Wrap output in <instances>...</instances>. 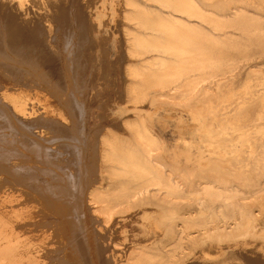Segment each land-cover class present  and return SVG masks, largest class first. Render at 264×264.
Instances as JSON below:
<instances>
[{"label":"rangeland","instance_id":"obj_1","mask_svg":"<svg viewBox=\"0 0 264 264\" xmlns=\"http://www.w3.org/2000/svg\"><path fill=\"white\" fill-rule=\"evenodd\" d=\"M138 1L149 11L159 14L165 20H169L171 24L170 30H167L161 35L165 39V42L162 43L165 52L145 53L142 56L143 62L146 65L147 75L142 87L135 91L145 95L143 103L138 104L140 109L132 108V104L128 102V97H125L126 77L123 78V71L128 63L139 65L141 62L140 58L132 57L127 53L123 54L122 46H124L123 44L127 45V41L125 42V40L128 37L126 35V29H133L132 23L127 19V14L130 13L131 9L126 5L125 0H0V7L4 6V8H0L1 20L6 16L12 17V19L15 18L16 22L26 29L28 28L30 30V27L34 28L33 30L31 29L32 32L38 29L36 32H43L38 42L47 39V35L50 34L55 41H50L49 39L47 41L55 51L63 47L62 38L63 28L65 26L62 24L61 27L58 20L62 18L61 15L64 12L62 9L66 8H69L68 11L70 14H73V17L78 12L77 10H79L81 18L86 19L92 25L90 34L94 42L92 46L89 40L82 43L83 54L81 55V63L86 60L83 63L86 65V72H83V75L80 76L81 72L79 73L77 69L78 64H74L73 57L68 60L70 62H66L65 73L62 71V80L65 79V83L70 86L68 92H64L65 97H72L76 106L66 107L67 111H69L70 118H72L68 123L69 127H58V125H55L58 128L57 130L54 125L51 126L49 125L50 123H45L46 129L50 126L48 132L52 130L53 132L51 134L57 132V134H53L52 137L47 138L48 142L52 139L55 140V137L56 142L52 140L50 141L52 144H50L46 138L45 141L40 136V138L36 137V132L40 126L37 129L36 127H32L33 130L27 127L24 128L25 130H20L23 136L27 133L25 131H34L36 129L34 132H29V135L26 134L22 138H20V135L15 136L16 132L14 131L15 133H13L10 131V129L13 130L15 128L6 124V122H12V120L4 116L0 117V128L2 125L4 126L0 130V135H6L11 132L13 137H16L15 140L19 138L22 142L26 140V142L22 143L24 145L20 144L22 147L19 146V149L14 144L11 147L18 150L16 153L20 152L21 149L22 155L20 153L17 155H20L18 157L20 160L24 158L23 162L21 161L22 164L24 162L27 163V165L24 163L26 169L24 165H20V167L23 166L21 171L22 173L24 171L23 175L27 173V177L30 176L27 181L29 183L27 184L30 186L34 179L37 181L34 180L35 187L30 186L32 188L31 191L28 188L30 196L33 195L35 199L38 194V196L43 197L46 195L45 197L48 199L42 197L45 203L41 202L43 201L41 197L37 196L36 199L41 202L42 206L44 204L47 206L48 202L49 205L52 204L54 207L52 208L48 205L51 209L50 211L49 208L43 206L45 211L44 216L46 217L45 222H48V220L51 221L49 224L54 225L57 233L59 231V234H63L62 236L58 234L61 236L62 245L63 242L65 243V246H62V250H65L64 247L68 250L64 251V253L61 251L63 262L65 260L67 262V255H69L72 260H77L76 263L78 264H103V261L105 264V258L103 259L102 257L110 259L112 264H264V237L259 235L264 230V227L262 228L264 225L256 227L258 235L253 239L240 240L233 244H221L217 241L209 240L207 243L201 242L195 247H190L187 244L186 231L180 235L183 238V243L180 246V236L178 238L173 237L172 221L167 219L168 211H173L174 209L165 205L163 202L157 201L149 194L138 195V191L135 190L119 193L113 192L112 184L109 183L106 175L99 169L100 164L96 153L98 145L97 136H101L107 129L120 132L119 134L125 137L124 146L126 148L133 145L131 135L123 129V123L126 121L135 122L138 118H143L163 143L162 154L153 158H146L143 153H140L138 148L133 147L136 156L146 164L152 173H161L165 179L170 178L171 183L176 182L179 178L186 179V183L183 182L182 185L188 193V191L200 189L196 179L191 178L192 176L197 177L202 175L208 181L212 179L219 180L213 184L222 187V183L225 182L224 177H232L229 174L234 171L240 178L239 180L230 178V184L234 189H239L242 194H252V197L249 198V209L254 215L256 223L259 220L263 222L264 0H192L195 6L191 10L192 15L190 18L187 15L188 10L183 7L181 9L178 7L177 11L175 7L165 9L155 2ZM5 7L6 10L8 9L7 11ZM84 7L85 9H83ZM1 9H4L2 10L3 13H1ZM14 13L19 17L16 14L14 15ZM169 16L173 19L169 18ZM182 21L188 22L190 26L186 28L180 27L179 22ZM35 23L36 25H42V28L39 25L36 26ZM59 26L61 28L58 29ZM147 32L152 33L153 36L159 34L156 31L148 30ZM160 59L163 60V64L160 66L148 64L153 60ZM73 66H75L74 69ZM51 67L53 69H60L55 66ZM68 68L69 72H67ZM75 68L77 69V75ZM56 74H53V78L55 77L54 80L56 81L52 80L53 82L51 81V83L57 82L58 85L56 86L55 83L54 91L56 89L55 93L61 96L63 92L61 94L57 92V88H60V80L58 81L60 74ZM74 77L76 80H74ZM178 94L184 95L185 97L177 99L175 96ZM137 96L140 97V95ZM6 112L3 111L2 113L5 114ZM2 119L5 122L1 121ZM17 123L20 125V122ZM59 128L61 131L63 130L62 132L68 130L65 133H70H64L63 135L59 131ZM5 130L9 132H3ZM69 135L73 136L72 139ZM2 138L4 139L3 136ZM64 138L65 140H63ZM37 139L40 141L43 139V142ZM61 139L64 142L59 143ZM11 143H14L13 140ZM61 143L63 147H59ZM26 145L31 146V149ZM33 145H35V149L36 147L38 148L36 150L33 149ZM40 145L42 148L44 146L43 150H40ZM26 147L27 150L30 149V152L25 150ZM75 147L76 149H74ZM49 149V152H54L55 149L58 152L55 151L56 153H53V155L52 153L47 154V150ZM22 150L27 153L23 154ZM59 151L62 153L60 157L58 156ZM31 152L33 155H31ZM9 155L11 157L12 154L9 153ZM24 156L29 159H25ZM52 156L54 157L52 158ZM2 160L3 158L0 159V164L3 162ZM5 161L7 162L8 160ZM39 162L44 163V165L41 163L43 167ZM27 167L28 169L30 168L29 171ZM40 167L42 169H46L47 167L48 170H44L45 173H43ZM53 167L56 169H52ZM38 169H40L41 173ZM56 170L61 174L58 171L57 174L55 172ZM10 171L15 173L12 169ZM171 171L174 172L172 175L170 174ZM62 172L64 173L63 175ZM33 173L36 175L34 176ZM48 173L51 177L54 174L56 176L54 175L55 177L53 176L51 178L48 176ZM15 174L18 175L17 172ZM38 174H40L41 178L37 176ZM31 177L36 178L32 179ZM44 177L45 179L42 180ZM67 177L68 179L71 178L68 180L69 184H71L70 187L65 182ZM53 178H55V182L57 180L60 181L54 183ZM61 180H64L62 182L65 188L61 185ZM43 181L45 183L47 182L46 185L48 187L43 184ZM85 183L88 186L91 183L95 189L101 191L95 198L96 210L112 214L111 220L106 225L91 219L92 211H87V217L90 216L88 218L83 212L82 208L84 206L82 205V198L88 188L87 185H84ZM60 185L63 186V189H60ZM36 186L39 187V190ZM51 186L53 189H51ZM59 186L60 188L57 189ZM46 190L48 191L46 192ZM253 190H256L255 194H253ZM62 194L68 196L62 197ZM81 194L83 195L82 197ZM49 195H53L52 198L55 202L56 200L58 203L61 201L60 203L64 206L66 205L63 207L59 203L64 210L61 207L59 208L57 202L54 204V201ZM59 196L63 199L60 200ZM71 197H73L74 202L70 199ZM77 197L80 201L82 200L80 202L81 204ZM49 198L51 199L49 200ZM66 201L69 207L65 203ZM77 204L78 206L80 205V208L77 207ZM72 206L74 207L72 208ZM56 207L58 209H55ZM75 207L77 208L75 209ZM55 210L58 212L56 213ZM59 210L64 211H61V213L62 215L66 214V216L61 217ZM177 210L181 213L176 216L180 229L186 223L188 225L195 222L200 223L199 219L196 218L194 220L195 218L190 216L192 210L187 208L185 203L179 205ZM51 212L56 214L53 215ZM55 215L56 217H53ZM33 217L34 220L41 219L37 214ZM64 217H66L67 221L64 220ZM60 218H62L63 223ZM258 218L259 220H257ZM70 219L71 221L69 222ZM83 219L88 222L85 223ZM55 221L61 226H58ZM47 222L46 224H48ZM71 222H74L75 227H79L75 228L73 224L69 225ZM65 223H68V225ZM198 225H194V227L196 228ZM71 229L74 231L71 232ZM92 230L94 231L92 232ZM64 232L67 235L71 233V236L72 234H76L72 238L70 235L66 236ZM81 233L85 234L82 235ZM79 234L83 237L77 236ZM93 235L95 239L100 237L99 241L98 239L95 240ZM192 235H198L195 229L192 230ZM78 238H81V242L83 241L84 245L81 243L78 246L80 242ZM77 239L78 244H75L77 243ZM88 239L89 242H87ZM74 240L76 242L71 244L70 242H74ZM92 241H96V247L100 249H97ZM97 241L99 245H97ZM86 242L90 244L88 245ZM68 245L70 247L73 245V248L68 247ZM80 246L84 249L88 246L95 248L98 256L89 247L86 249L87 255L86 252L84 253L85 250L83 251ZM105 247L108 250L105 253L106 256H102L101 250L103 248L105 249ZM71 249L72 251L78 250L77 252L79 253L72 252ZM88 249L92 250V254ZM67 252L68 254L66 255L65 253ZM78 255L81 257H78ZM87 256H91L93 260ZM100 256L102 257L100 258ZM88 259L90 263L89 261L87 262ZM92 261L95 262L92 263ZM70 263L68 261V264Z\"/></svg>","mask_w":264,"mask_h":264},{"label":"bare ground","instance_id":"obj_2","mask_svg":"<svg viewBox=\"0 0 264 264\" xmlns=\"http://www.w3.org/2000/svg\"><path fill=\"white\" fill-rule=\"evenodd\" d=\"M143 1L155 2L156 4H158L159 6H161L162 8H165V9L175 7V8H177V11H178V7H179V9H181L183 7L186 10H188L187 15L189 18L192 15L191 10H192L193 6H195L192 0H143ZM69 3H70V1H69ZM125 3L131 9L130 13L127 14V19L132 23L133 29H126V35L128 37H127V40H125V42L127 41V45L122 43L124 45V46H122L123 47L122 50L124 52L123 54L127 53V54H130V56H132V57L141 59V62L139 65H134L132 63H128L127 67L123 71V78L126 77V79H125V92H126L125 97L126 96L128 97V102L132 104L131 105L132 108L140 109L138 104L143 103V99H144L145 95L141 94V92H135V91L142 87V84L146 80V75H147L146 65L143 62L144 60L142 59V56L145 53H151V52L164 53L165 52V50H164L165 48H163V44H162L165 42V39L161 35L163 33H165L167 30H170L171 24H170L169 20H165L159 14L154 13V12L146 9V7H144L138 0H125ZM61 7H62V5H61ZM67 7H68V5H67ZM2 8H4V6ZM78 9H79V7H78ZM83 9H85V7ZM2 10H4V9H1V11ZM5 10H6V7H5ZM30 10H32V9H30ZM62 10L64 11V12H62L63 14L61 15L62 18H60L58 21H59V24L61 27H62V24L65 26L63 28L64 30H63V38H62L63 39V47L60 48L59 50H56V51L52 48L50 43L47 41V39H49L50 41L51 40L55 41V39H53V37H51L50 34H48V35L46 34L47 39H44L43 41L38 42V40H40V35L43 33L42 31H41L42 33H40V31L36 32V30H38V29H35V31L32 32V30L34 29L32 27H30L32 30L31 29L29 30L28 28H27L28 29L27 30L24 26H22L21 24H18L16 22L15 18L12 19V17L6 16L2 20L0 19V112H1L0 117L4 116V117H7L10 120H12V122L8 121V122H6V124H9L11 127H14L15 129H13V130L10 129V131L13 133L16 132L15 136L20 135L21 136L20 138H22L26 134L29 135V132H34L38 128V126H40L41 128L39 127L38 131L36 132L38 135V136L36 135V137L40 136L45 140V138L47 139L50 136L52 137L54 134V133L51 134V132H53V130L51 132H48V128L50 130V126H48V128L46 129L45 123H50L49 125H51V126L52 125H54V126L58 125V127L59 126L60 127L61 126L69 127L68 123L72 120V118H70L69 111H67L66 107L70 108V107H73V105L76 106V104H75V101L72 99V97H70V96L65 97L64 92H68L70 86H69V84L65 83L66 82V81H64L65 79L62 80L63 79L62 73L66 69V66H67L66 62H70L68 60L72 59V57H73V61H75L74 64H78L77 69H78L79 73L81 72L80 76L83 75V72L84 73L86 72V65L83 64L86 60L81 63V60H82L81 55L83 54L82 43L84 41L86 42L87 40H89V43L92 46V44H94V42H93V39H92L91 34H90V31L92 30V25L90 23H88V21L86 19L81 18V14L79 13V10H77L78 12L75 13L74 17H73V14L69 13V11H68L69 8L62 9ZM62 10H60V11H62ZM10 12H12V11H10ZM10 12H7V13H10ZM1 13H3V11ZM4 13H5V11H4ZM15 14L16 13H14V15ZM1 15H3V14H1ZM169 18L173 19L170 16H169ZM37 23H39V22L37 21ZM35 25H36V23H35ZM35 25H34V27H35ZM38 25L39 24H37L36 26H38ZM179 25L182 28H186V27L190 26V24L188 22H185V21L179 22ZM41 26L42 25H39V27H41ZM60 26L58 27V29L61 28ZM41 28H39V29H41ZM42 30H44V29H42ZM148 30L156 31L159 34H157V36H153L152 33L147 32ZM122 41L124 42L123 39H122ZM56 47H57V44H56ZM148 64L152 65V66H160L163 64V60L162 59L153 60L152 62H149ZM51 66H53V67L55 66L56 68L59 67L60 69H58V68L53 69ZM75 66H73V69ZM77 69L75 68L76 75H77ZM67 70L66 71L69 72V68ZM53 72L58 73V75L60 74V77L58 79V81L60 80L59 81L60 88L59 89L57 88V90H58L57 92H59L60 94H61V92H63L64 94L62 93L63 95L61 94V96L57 95L55 93L56 89L54 91L55 83H56V86L58 85L57 82L51 83V81L55 79V77L53 78V74L54 75L56 74ZM74 80H76V78ZM128 80H130V81L128 82ZM54 81H56V80H54ZM63 81L66 85L63 83ZM137 95H140V97H138ZM175 97L177 99L178 98L182 99L185 96L178 94ZM77 105H78V103H77ZM77 107H80V106H77ZM3 111L4 112L7 111V112L5 114H3L2 113ZM75 116H76V114H75ZM3 119H5V118H3ZM3 119L1 121H3ZM5 120L3 122H5ZM17 122H20V125ZM123 126H124L123 129H125L126 132H128L131 135L134 146L130 145L129 147L126 148L124 146L125 137H123L121 134H119L120 132L112 131L110 129H107L106 131H104L101 134V136H97L98 137V140H97L98 145H97L96 153H97L98 161L100 164L99 169L103 174L106 175V177L109 180V183L112 184L113 192L119 193V192H125L128 190H135V191H138V195L149 194V195H151L152 198L156 199L157 201L163 202L165 205L172 207L174 210L168 211L169 214L167 217V219L169 221H172V235L174 238H178L181 234H183L187 231L186 232L187 233V237H186L187 238V244L190 247H195L201 242L207 243L209 240L210 241H217L218 243H221V244H224V243L233 244L234 242H239L240 240L253 239L258 235L257 234L258 232H256V227L264 225V220H263V222H260V220L258 218L257 220H259V221L257 223L255 222L256 219L254 218V215L252 214V212L249 209V204H250L249 198L252 197V194L251 195H247V193L242 194V193H240L239 189H234V187L230 184L231 183L230 178L237 179V180H239V178H240V176H238L234 171H233V173L229 174L232 177H230V176L224 177L225 182L222 183L223 184L222 187H219V186L213 184L214 182L219 181V180L212 179L211 181H208L202 175H199L197 177L192 176L191 178L196 179L197 184L200 186V189L188 191V193H187L184 190L183 185H182L183 182L186 183V179L179 178L176 180V182L171 183L170 178L165 179V177L161 173L160 174L152 173L150 171V169L146 166V164L136 156V153L134 152L133 147L138 148V150H140V153H143L146 158L158 157L163 152V143L161 142L159 137L152 131V129L148 126V124L145 122V120L143 118H138L135 122H132V121L127 122L126 121L123 123ZM2 127H4V126L2 125ZM2 127L0 128V130L2 129ZM26 127L27 128H32V127L35 128L36 127V129L34 131H31L29 129L30 131H25L27 133L22 136V134H21L22 132H20V130L21 131L25 130L24 128H26ZM5 128H7V127H5ZM33 128H32V130H33ZM56 129L58 130L57 127H56ZM65 129H68V128H65ZM6 131H8V130H5L3 132H6ZM59 131H61V129ZM62 131H61V133L64 135V133L68 130H66L64 132H62ZM11 132L7 133L6 135H0V139H1V141H0V159L3 158V160H2L3 162L1 163L3 165L0 164V264H64V263L68 264V261H69V263L71 262L70 264H78V263H76L77 260L74 261L71 259V257L69 255H67L68 252L65 253L67 255V262L64 258L63 259L65 260V262L62 261V257H61L62 252L61 251H63V253H64V251H68V250H66V247H64L65 250H62V248H63L62 246L65 243L63 242V245H62L60 237L63 234L60 233L61 236H59L60 235L59 231L57 233V230L54 227V225L49 224V223H51V221H49L48 218H47L48 222L46 221L48 224H46V222H45L46 217L44 216L45 211L43 209V206H45V204L42 206L41 202H44L43 198L46 195H44L45 194L44 193L43 194L44 197L38 196L39 194L37 195V193L35 192V194L38 197H41V198L43 197L42 198L43 201L40 202L39 200L36 199L37 198L36 195H35L36 198L34 199V196L33 195L30 196V194H29V191H31V189H32V188H30V186L32 185L33 187H35V182H34L35 179L34 178H36L37 176H39V178H41L40 174H38L36 177H31L34 180L31 179L32 182L31 181L30 182L32 184L30 183L31 184L30 186L27 184V183H29L27 181L29 180L30 174L28 175L29 177H27V173H26V175H23L24 171H23V173L21 172L23 169L22 168L23 166L20 167V165H24V163H25L24 162L22 164L23 159H24L22 156H21L23 158L22 160H20V158H18V157H20V155H22L21 149H20V152L16 153L18 150L11 147V146H13L12 144H14L19 149L20 148L19 146H21L20 144L26 142V140H24V142L20 141L19 140L20 138L19 139L17 138L18 140H15L16 137L14 138ZM0 133H1V131H0ZM68 133H70V132H67L65 134H68ZM55 134H57V132ZM31 135L33 136L34 134H31ZM2 136L4 137V139L5 138L6 139L4 140L2 138ZM69 136H71V135H69ZM72 137L73 136H71L70 138L72 139ZM24 138H27V137H24ZM33 138L36 139L35 137H33ZM11 139L13 140L14 143H11V141H12ZM30 139H31V137H30ZM34 139H32V140L34 141ZM43 139H41V141L39 139H37V140L40 142H43L42 141ZM80 139H81V137H80ZM52 140H54V139H52ZM52 140H50V141H52ZM57 140H58V138H57ZM63 140H65V138ZM63 140L61 139V141H59V143L62 142ZM54 141L56 142V137H55ZM37 142H35V143L37 144ZM47 142H48V139H47ZM47 142H46V144H47ZM29 143L32 144L31 142H29ZM40 144H43V143H40ZM50 144H52V143L50 142ZM22 145H24V144H22ZM80 145H82V144H80ZM33 146H34L33 149H35V145H33ZM60 146H62V143H61V145H59V147ZM10 147L12 148V150ZM27 147L30 148L31 146H27ZM27 147L25 148V150H27ZM49 147H51V146H49ZM54 147H55V145H54ZM37 148L38 147H36V149ZM39 148H40V150L41 149L43 150L44 146L42 148L40 145ZM72 148H73V146H72ZM50 149L47 150L48 152L46 151L47 154L52 153V155H53V153L58 152V151H56V149H55L56 152L55 151L49 152ZM74 149H76V147ZM29 150H27V151H29ZM51 150L53 151V149H51ZM39 151H37V152H39ZM9 153L12 154L11 157H10ZM19 153H20V155L18 156L17 154H19ZM24 153H27V152L23 151V154ZM13 154H16V155H13ZM58 154L57 155L60 157V154H62V153H60V151H59ZM75 154H73V155H75ZM31 155H33L32 152H31ZM28 156H30V155H28ZM48 156L50 157V155H48ZM24 157H25V159L26 158L29 159L26 156H24ZM53 157L54 156H52V158ZM36 159H38V158H36ZM5 160H8V161L6 162ZM30 160H32V159L30 158ZM4 162H6V163H4ZM29 162H31V161H29ZM41 163H43V162H39L40 165H41ZM31 164H32V162H31ZM25 165H27V163H25ZM25 165H24V168L26 167ZM43 165H44V163H43ZM49 165H48V167H49ZM33 167H34V164H33ZM33 167H31V168L33 169ZM36 168H38V167L36 166ZM61 168H63V167H61ZM10 169L14 170L15 173L17 172L18 175H16L14 172H11ZM27 169H28V167H27ZM29 169H28V171H29ZM46 169H47V167H46ZM46 169L41 168V170H43V173H45L44 170H46ZM52 169L55 170L56 168L53 167ZM61 170H63V169H61ZM38 171L40 172V169H38ZM57 171L58 170H56L55 172L57 173ZM32 172H34V171H32ZM12 173H13V175H12ZM28 173H30V172H28ZM140 173H142V174L140 175ZM173 173L174 172L171 171L170 174L172 175ZM33 174H34V176L36 175L35 173H33ZM59 174H61V173L59 172ZM63 174L64 173L62 172V175ZM69 174H71V173H69ZM43 176H45V175H43ZM48 176H50L49 173H48ZM72 177H73V175H72ZM44 179H45V177L42 178V180H44ZM70 179H68V177H67L65 182H67L69 184L68 180H70ZM53 180H54V183H56L57 181H60V180H57L55 182V178H53ZM64 180H61V182ZM48 181H49V178H48ZM72 182H73V180H72ZM46 183L43 181V184L46 185ZM54 183H53V185H54ZM49 185H50V183H49ZM61 185H63V182ZM70 185L71 184H69V187H70ZM84 185H87V184L85 183ZM60 186L57 187V189L60 188ZM63 186H61L60 189L65 188V185H63ZM87 187L88 188H87L86 192H84V196L81 194V197L83 196V198H82L83 202H82V200L81 201L79 200L78 197H80V196L77 197L79 200V203L82 202V205L84 206L83 207L81 205V207H83L82 208L83 212L86 214V217H87V215H88L87 211H92V216L91 217L88 216V217H90L91 219H94L96 222H100V223L106 225L108 223V221L111 220L112 214L111 213L107 214V213H103V212L96 210L95 198L99 195V193L101 191L98 189H95L93 184H91V183H89V186L87 185ZM28 188H29V191H28ZM37 188L39 190V187H37ZM37 188H35V189H37ZM35 189H33V190H35ZM51 189H53V187ZM66 189H67V187H66ZM68 190H69V188H68ZM47 191L48 190H46V192ZM82 191H85V190H82ZM252 192H253V194H255L256 190H253ZM41 193H42V191H41ZM81 193H83V192H81ZM31 194H34V193L32 192ZM64 194H62V197L66 196ZM60 195H61V193H60ZM49 196H51V195H49ZM52 196H51V198H52ZM59 197H60V200L63 199V198H61V196H59ZM51 198H49V200ZM55 198H58V197H55ZM72 198L73 197H71L70 199H72ZM45 199H48V198L45 197ZM49 200H47V201H49ZM52 200H53V198H52ZM72 200L74 202V199H72ZM53 201H54V204H56L57 200H56V202H55V200H53ZM64 201H65V197H64ZM68 201L71 202V200H69V199H68ZM49 202H51V201H49ZM65 203L68 204L67 201ZM76 203H78V202H76ZM182 203H185V206L187 208H189L190 210H192V212L190 213V216L194 217L195 218L194 220H196V218L199 219L200 223L195 222V223H192L190 225H188L186 223L183 228H181V229L179 228V224H178V220L176 219V216L180 215L181 213H179V211L177 210V207L179 205H182ZM47 204L49 205L48 202H47ZM60 204L63 205L62 203H60ZM60 204H59V208L61 207ZM48 205L45 207L49 208V206H50V207L54 208L52 204H51L52 206L51 205L48 206ZM65 206L63 205V207H65ZM79 206L77 204V207H79ZM57 207L55 209H58ZM63 207H61V208H63ZM68 207H69V204H68ZM73 207L74 206H72V208ZM77 207H75V209ZM62 210H64V208ZM50 211H51V209H50ZM55 211H56V213L58 212L57 210H55ZM61 211H60V214H61L60 216L61 217L66 216V214L62 215ZM62 212H64V211H62ZM48 213H50V212H48ZM56 213H52V214L54 215ZM262 213H263V211H262ZM35 214H37V216H39L41 219L40 220H34L33 216ZM75 216H76V214H75ZM75 216H74V218H75ZM258 216H260V215H258ZM53 217H56V215ZM64 218H65L64 220H66V217H64ZM74 218H73V220H74ZM79 218L81 219V217H79ZM52 220H54V219H52ZM60 220L62 221V218H60ZM83 220L85 221V219H83ZM70 221H71V219L69 220V222ZM56 222L57 221H55V223ZM86 222H88V221H85V223ZM62 223H63V221H62ZM62 223H60V224H62ZM68 223H65V224L68 225ZM73 223L71 222L69 225H71ZM77 224H80V223H77ZM197 224H199V225L195 228L194 225H197ZM57 225H58V222H57ZM67 225H65V226H67ZM73 225H74L73 227H75V224H73ZM55 226H56V224H55ZM58 226H61V225H58ZM58 226H56V227L58 228ZM89 226L91 227V225H89ZM76 227H79V226H76ZM263 227L264 226H262V228ZM194 229L198 233L197 236L192 235V230H194ZM62 230H60V231H62ZM73 231L71 229V232H73ZM93 231L94 230H92V232ZM77 232H78V230H77ZM64 233L66 234V236H69L71 234L70 233L69 235H67L66 232H64ZM75 234L74 235L72 234V236H75ZM83 234H85V233H83ZM259 235L264 237V230L262 232H260ZM77 236L83 237V236H80V234ZM86 237H84V238H86ZM65 238H67V237H65ZM93 238L95 239V236ZM99 238H96L95 240L98 239V241H99ZM78 239H77V243H75L76 242L75 240H74V242H70V243L71 244L72 243L78 244ZM94 239H92V240H94ZM71 240H73V239H71ZM79 240H80V242H79L78 246L81 243L82 244L84 243L83 241L81 242V238ZM98 241H97V245H99ZM179 241H180L179 243L181 246V243H183L182 242L183 241L182 236H180ZM87 242H89V239L87 240ZM92 242L95 244L96 241L95 242L92 241ZM87 244L89 245L90 243H87ZM70 245H68V247H70ZM73 245L70 248H73ZM74 246L76 247V245H74ZM82 246H80V247H82ZM83 247H82L83 251L85 250L84 253L86 252V249L88 247L92 248V247L88 246L86 249H84ZM95 247H96V244H95ZM88 250H90V249H88ZM92 250H93V252L95 251L94 254H97L95 248H92ZM92 250H90V253ZM104 250H105V252H104ZM107 250L108 249L105 247V249L103 248V250H101L102 253L101 252H99V253H101V255L104 256ZM71 251H72V249H71ZM73 251L77 252L78 250H73ZM98 251H100V250H98ZM103 252H104V254H103ZM78 253L79 252H77V254ZM65 254H63V255H65ZM77 254H75V255H77ZM82 254H83V252H82ZM86 254H87V252H86ZM66 255H65V257H66ZM73 255H74V253H73ZM79 256L80 255H78V257ZM97 256H98V254H97ZM102 256H100V258ZM88 258H92V257L90 256ZM102 258L103 259L105 258V264H112V261L110 259H108L107 257H102ZM85 259H87V258H85ZM92 260H93V258H92ZM88 261L90 263L89 259L87 260V262ZM95 261H97V260L95 259ZM95 261H92V263ZM103 264H104V261H103ZM253 264H256V263H253Z\"/></svg>","mask_w":264,"mask_h":264}]
</instances>
